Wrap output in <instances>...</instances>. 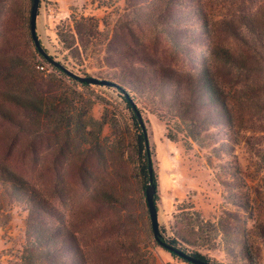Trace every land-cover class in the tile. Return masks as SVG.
<instances>
[{"label": "rangeland", "instance_id": "374dc122", "mask_svg": "<svg viewBox=\"0 0 264 264\" xmlns=\"http://www.w3.org/2000/svg\"><path fill=\"white\" fill-rule=\"evenodd\" d=\"M142 1L41 0L36 34L55 61L73 72L78 73L76 64L95 77L123 81L146 106L144 118L157 179V223L162 233L183 239L186 248L216 261H239L246 255L253 264H264V160L252 154L242 138L239 144L223 143L225 136L220 132L192 145L167 137L173 128L168 120L172 113L164 97L159 99L157 77L190 70L189 56L202 47L192 39L186 46H171L163 30L168 28L178 36L196 35L198 16L185 4L164 8L156 16L152 3L136 4ZM29 8V0H0V61L22 56L34 65L32 73V69L15 70L1 62L0 87L41 96L44 124L48 122L44 118L61 119V108L70 107L67 99L82 113L89 112L91 102L96 101L93 113L97 123L105 125L101 135L96 123L68 137L65 123H59L43 127L32 141L16 133V143L10 145L15 128L0 119V161L14 164L23 178L48 192L55 208L67 211L69 228L87 255L99 254V264H186L146 237L150 216L131 159L134 128L125 102L107 85L74 89L49 76L50 65L32 57ZM174 23H179L176 29ZM221 38L226 40L223 32ZM39 64L44 68H38ZM150 70L155 78L148 80ZM72 89L81 95L72 94ZM210 108L197 110V131L220 128V119ZM177 113L190 116L185 107ZM252 139L260 141L261 136L255 133ZM87 142L102 150V157L93 150L87 152L83 147L89 146ZM91 184L112 192V205L82 203ZM58 214L62 216L61 211ZM19 216L0 226V264L15 260L24 226Z\"/></svg>", "mask_w": 264, "mask_h": 264}, {"label": "trees", "instance_id": "16d2710c", "mask_svg": "<svg viewBox=\"0 0 264 264\" xmlns=\"http://www.w3.org/2000/svg\"><path fill=\"white\" fill-rule=\"evenodd\" d=\"M29 1L28 28L33 45L32 57L38 56L50 65L49 76L58 81L64 80L74 89L89 88L92 84L107 85L117 92L130 112L129 119L134 128L132 148L135 151L131 159L137 170L139 188L146 196L147 205V194L152 191L150 198L155 211L154 223L149 217L150 230L146 236L148 240L155 247L186 264H253L246 255L239 261L236 258L231 261H216L203 252L186 248L183 239L176 236L166 237L162 233L157 223V179L153 150L149 145L144 118L146 106L140 104V100L123 81L120 83L111 78L95 77L76 64L73 67L78 73L73 72L61 62L55 61L42 47L37 34L36 38L32 35L31 20L37 17L41 0ZM146 2L148 5L153 4L151 12L156 16L158 13L161 15L164 8L183 4L193 9L194 15L198 16L196 35L178 36L168 28H165L166 31L163 30L171 46L179 47L177 44L181 47L186 46L189 39H192L202 47L198 54L189 56L190 70L174 71L168 76L161 73L157 77L159 99L162 100L164 97V104H169L167 111L172 113V117H168L173 124L172 130L167 133L168 139L176 141L179 138L189 145L194 142L202 144L209 139L208 134L220 132L225 136L221 141L226 144H239L240 138L244 139L251 153L263 161L264 0H144L136 4L140 6ZM178 26L179 23H174L172 27L176 29ZM222 32L226 40L221 38ZM35 39L38 41L37 44ZM5 62L6 66L12 69H32L33 73V63L27 62V58L22 56H12L6 61H0L1 65H5ZM148 73V80L155 78L153 70ZM34 78L35 75L30 78L33 83ZM74 89L72 94L81 95ZM32 93L25 95L19 93L16 88L0 87V119L15 128L9 137L10 145L16 143L14 140L16 133H23L24 137H29L32 141L42 134L40 131L43 127L65 123V133L71 137L73 133L76 135L78 131H86L99 121L92 110L96 101L93 104L91 102L89 112L82 113L78 109L79 106L66 99L70 107L61 108V119L55 116L50 119L44 118L48 120L44 124L41 117V96L38 98L37 94ZM55 102L60 103L56 99ZM182 107L190 113L189 117L184 118L177 113V109L179 111ZM208 107H211L210 109L220 119L221 126L210 131L206 129L197 131L195 127L198 120L195 119V114L200 108ZM97 109L99 111V108ZM97 124L98 134L101 135L105 122ZM31 129L32 131H29ZM255 133L261 136L260 141L252 139ZM87 144L89 146H83L87 152L93 150L102 157V150H97L96 146L92 147L88 142ZM235 163L233 161V164ZM233 167L235 168V165ZM17 170L14 164L9 162L8 165L0 161V226L7 224L17 213L24 220L12 264H99V254L87 255L76 233L69 228L67 211L65 212L64 208L61 210L55 208L48 192L42 186L27 181ZM85 192L87 195L83 196L85 200H82V203L88 201L98 207L103 204L112 205V192L103 191L100 186L88 185ZM60 211L62 216L58 214ZM119 243L123 244V241L120 240Z\"/></svg>", "mask_w": 264, "mask_h": 264}, {"label": "water", "instance_id": "95a60500", "mask_svg": "<svg viewBox=\"0 0 264 264\" xmlns=\"http://www.w3.org/2000/svg\"><path fill=\"white\" fill-rule=\"evenodd\" d=\"M31 29H32V35H33V37H35V35H36V18L35 17H33L31 20ZM35 40H36V44H37L38 41H37V39H35ZM151 194H152V191H149V193L147 194V201H148V208H149L151 221H152V223H154L155 222V211H154V205H153L151 198H150Z\"/></svg>", "mask_w": 264, "mask_h": 264}, {"label": "built area", "instance_id": "2783aa9c", "mask_svg": "<svg viewBox=\"0 0 264 264\" xmlns=\"http://www.w3.org/2000/svg\"><path fill=\"white\" fill-rule=\"evenodd\" d=\"M37 67L40 68V69H43L44 68V66L43 65H40V64Z\"/></svg>", "mask_w": 264, "mask_h": 264}]
</instances>
